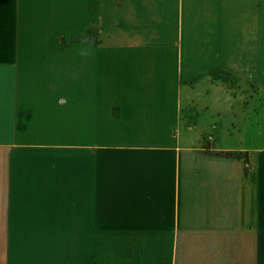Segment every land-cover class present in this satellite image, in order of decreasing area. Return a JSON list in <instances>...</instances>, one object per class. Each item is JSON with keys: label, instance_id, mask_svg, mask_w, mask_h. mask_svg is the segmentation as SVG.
Instances as JSON below:
<instances>
[{"label": "crops", "instance_id": "1", "mask_svg": "<svg viewBox=\"0 0 264 264\" xmlns=\"http://www.w3.org/2000/svg\"><path fill=\"white\" fill-rule=\"evenodd\" d=\"M60 236L264 264V0H0V264Z\"/></svg>", "mask_w": 264, "mask_h": 264}, {"label": "rangeland", "instance_id": "2", "mask_svg": "<svg viewBox=\"0 0 264 264\" xmlns=\"http://www.w3.org/2000/svg\"><path fill=\"white\" fill-rule=\"evenodd\" d=\"M208 142L210 140L207 139ZM101 239L103 242L108 241V236H98L97 240L98 242H101ZM111 240L113 239L112 237L110 238ZM68 242H69V236H60V263L61 264H67V259L70 257V252L68 251ZM71 242V239H70ZM95 242V237L93 236V243ZM124 255H126L129 252H122ZM93 254V262L99 263V260H106L109 262L110 260L115 258V251H109V250H101V251H94L92 252ZM97 260V261H96ZM64 262V263H63Z\"/></svg>", "mask_w": 264, "mask_h": 264}]
</instances>
